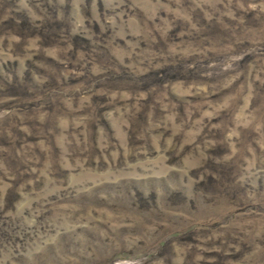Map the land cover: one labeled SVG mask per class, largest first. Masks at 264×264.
I'll list each match as a JSON object with an SVG mask.
<instances>
[{"label": "rangeland", "instance_id": "rangeland-1", "mask_svg": "<svg viewBox=\"0 0 264 264\" xmlns=\"http://www.w3.org/2000/svg\"><path fill=\"white\" fill-rule=\"evenodd\" d=\"M0 264H264V0H0Z\"/></svg>", "mask_w": 264, "mask_h": 264}]
</instances>
